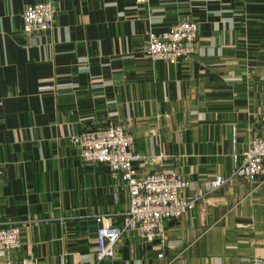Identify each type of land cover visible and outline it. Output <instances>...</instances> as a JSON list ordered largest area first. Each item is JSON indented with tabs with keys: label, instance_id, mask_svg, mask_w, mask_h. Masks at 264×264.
Returning a JSON list of instances; mask_svg holds the SVG:
<instances>
[{
	"label": "crops",
	"instance_id": "obj_1",
	"mask_svg": "<svg viewBox=\"0 0 264 264\" xmlns=\"http://www.w3.org/2000/svg\"><path fill=\"white\" fill-rule=\"evenodd\" d=\"M44 1L53 28L26 33V8ZM185 20L199 26L195 53L151 59L149 32ZM263 102L264 0H0V226L22 229L12 258L93 264L99 219L119 224L129 209L127 185L85 163L72 137L122 126L145 157L139 175L176 171L190 196L240 164ZM164 229L125 233L102 264L264 259V182L237 177Z\"/></svg>",
	"mask_w": 264,
	"mask_h": 264
},
{
	"label": "built area",
	"instance_id": "obj_2",
	"mask_svg": "<svg viewBox=\"0 0 264 264\" xmlns=\"http://www.w3.org/2000/svg\"><path fill=\"white\" fill-rule=\"evenodd\" d=\"M146 0H139L145 2ZM55 5L44 1L29 5L23 15L26 33L49 31L54 26ZM199 26L185 20L172 25L163 33L150 31L146 52L153 60L177 63L195 53ZM260 117L264 123V102ZM80 148L85 163L104 164L127 185L130 193L129 209L119 224L103 222L96 234L95 262L102 264L116 254V246L125 233L135 232L146 240L164 237L166 219H177L191 211L196 204L222 186L232 184L237 177L264 182V128L258 131L243 153L242 161L229 175H217L190 196L181 193L190 186L189 180L173 171H153L139 175L135 163L145 157L136 147L135 138L122 126L85 130L72 137ZM235 161L239 155L234 154ZM22 246V229L18 221L0 226V264H39L32 257L13 259L12 254ZM163 254L161 253L160 256ZM77 264H84L79 262ZM249 264H264L255 257Z\"/></svg>",
	"mask_w": 264,
	"mask_h": 264
}]
</instances>
